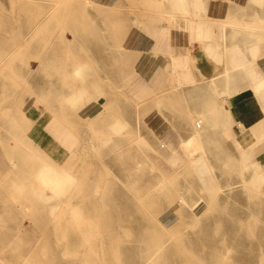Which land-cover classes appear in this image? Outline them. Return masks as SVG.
I'll return each instance as SVG.
<instances>
[{"label": "rangeland", "instance_id": "1", "mask_svg": "<svg viewBox=\"0 0 264 264\" xmlns=\"http://www.w3.org/2000/svg\"><path fill=\"white\" fill-rule=\"evenodd\" d=\"M92 1L96 4L94 9L100 10L99 13L105 20H102L104 28H97V36L103 38V34L109 30L107 38L115 42L112 47L115 65L120 52L116 35L110 32V26L115 19L116 10L105 2ZM49 12L53 14L51 19ZM86 16L81 0H0V55L5 53L4 50L15 51L12 52L13 58H17H12L14 63L22 60L21 63L25 64L23 66H27L38 62L40 72L42 71L46 81L53 83L52 86H59V81L66 84L63 85L66 93L55 92L52 97L46 92L37 95L18 76H15L14 82L8 80L9 77L14 79V75L7 68L9 77L4 81L7 98L0 95V109L9 108L6 110L19 123L22 141L27 146L35 147L32 150L38 151V147H32L34 144L31 142H41L55 160L65 161L64 165L67 164L70 169L67 174L71 176V180L61 178L60 187L53 190H59L60 195H51V189L38 181L39 170L48 171L47 168L36 157H28L27 151L21 146L24 153L21 159L31 163L25 168V172H20L18 165L13 163L15 158L11 160L3 146L0 135V264H119L118 250L122 241L131 237V229L127 223L119 222L115 208L104 203L109 190L108 174L111 169L117 171L132 192L130 208L133 215L136 212L139 216L137 248L148 255L162 238L173 237L171 252L161 251V255L159 252L153 261L155 264H241L236 260L235 253L225 249L230 246L228 242L235 234H239L236 237L244 240L250 238V235L254 236L259 225L255 214L251 212L242 217L232 210L234 206L226 199L205 191L197 198L202 203L198 207L202 211L200 215L204 210L210 209L205 214L210 216V235L207 236L203 228L204 222L197 220L193 213L186 212L180 201L182 193L188 194L191 204L196 200L180 180V177L190 175V169L184 164L171 171L170 166L162 159L164 151L154 154L152 150L136 145V133L130 124L125 126L126 129L120 135L111 130L110 121L123 122V101L129 102L133 107L137 101L136 106L140 108H135L148 128V114L154 107V101L148 100L146 86H141L137 80H128L124 75L120 90L114 89L90 66L82 47H77L74 43L71 27L74 23L84 22L85 25L80 23L81 27L89 29L90 20ZM45 17L49 20L41 29L44 30H38L30 43L24 41L18 26L20 18H27L32 25ZM44 38L45 41L40 42ZM73 63L84 65V70L78 76V83L71 82L70 69ZM92 76L97 78L96 87L107 91L108 100L101 106H93L94 97L88 84ZM71 86L75 87L73 95L84 91L76 105H70L67 100V91ZM46 102L49 105L54 103L56 110L50 111ZM4 111L1 109L0 113ZM4 115V119L0 118L6 123L9 115ZM6 124L9 126V122ZM106 133L110 136L107 145L103 142ZM110 150L115 158L110 157ZM134 157L136 160L139 158V163L131 162ZM181 171L183 173L179 174ZM231 171H234L233 166ZM171 186L176 187L179 192L178 202L167 209L163 201L164 194ZM41 193L46 195L42 196ZM244 196L246 200L253 201L254 208H264V198L261 195L248 189L244 191ZM52 207L58 210L52 213ZM231 220L237 224L233 228L230 227ZM257 256L260 258L257 264H264V252L261 251ZM19 257L24 258L22 263L19 262Z\"/></svg>", "mask_w": 264, "mask_h": 264}, {"label": "crops", "instance_id": "2", "mask_svg": "<svg viewBox=\"0 0 264 264\" xmlns=\"http://www.w3.org/2000/svg\"><path fill=\"white\" fill-rule=\"evenodd\" d=\"M99 1L116 10L110 26L120 52L116 72L146 86L154 101L147 126L163 142L171 171L190 169L188 147L223 181L255 168L264 176V0H183L179 26L169 19L167 0ZM88 84L93 106L103 105L106 89L96 87L95 76ZM178 195L173 186L164 194L167 209Z\"/></svg>", "mask_w": 264, "mask_h": 264}, {"label": "bare ground", "instance_id": "3", "mask_svg": "<svg viewBox=\"0 0 264 264\" xmlns=\"http://www.w3.org/2000/svg\"><path fill=\"white\" fill-rule=\"evenodd\" d=\"M81 1H82V9L87 15L86 18L87 19L89 18V20H90V26L87 25L90 28L84 30L83 29L84 27H81V25H80L81 22H79V24L73 22L74 24L71 27H72V36H73L74 43L77 47H82L84 55L87 58L86 61H88L90 66L98 73V75L102 79L107 81V83L112 88L119 89L123 85V78L118 74L119 72L118 73L116 72L115 65H114V56L112 54V47H113V44L115 42H114V40H112V41L108 40V38H107L108 35L106 33L109 30L106 33L104 32L105 34L100 32L101 35L102 34L104 35L103 38H100L97 36V34H99L96 31V30H98L97 28H104L103 27V23H104L103 21H105V20L102 19V17H104V16L101 14V12L99 13L100 10L98 11V9L97 10L94 9V6H96V4L92 0H81ZM159 1L161 3L164 2V0H159ZM167 1H168V7L171 8V10H172L171 12L168 13L169 19H170V21H174L179 26V21L175 20V18H176L175 16H178V14H180V12H184V13L186 12L184 1L183 0H167ZM161 9H162V11L160 13H161V15H163L164 10H163V8H161ZM49 13L51 14L52 12H49ZM50 14L48 15L49 18H50V16L53 15V14H51V15ZM47 17H45L44 19L41 18L42 19L41 21L38 20L36 22H33L32 25L28 23L27 18L26 19L20 18L18 26H19V30H20L21 36L23 37L24 41H26L27 43L28 42L30 43L33 40L35 34H37L38 30H40V31L44 30V29L43 30H41V29L43 28L44 25H46L47 21L49 20ZM58 18H60V17H58ZM54 19L55 18H53V20ZM29 20L32 21L31 19H29ZM76 21H78V20H76ZM57 22L59 23V21H57ZM52 23H54V22H52ZM60 24H62V22ZM83 24H84V22H83ZM106 24H105V26H106ZM54 25H59V24L54 23ZM71 27H69V28H71ZM53 31L55 32V30H53ZM47 32L49 33L48 29H47ZM52 32H51V34H52ZM59 32H60V30H59ZM96 32H97V34H96ZM44 33H46V32H44ZM42 37H43V35H42ZM47 37H48V35H47ZM57 39L59 40V38H57ZM47 40H46V43H49ZM49 40H50V38H49ZM44 41H45V38H44V40H42L40 42H44ZM44 45H45V43H44ZM71 46H72V43H71ZM51 47H52V45H51ZM42 49H43V47H42ZM47 49H48V46H47ZM0 51H2V50H0ZM3 52H5V53L0 55V95L1 96H4L7 92V90L4 87V81L6 79H8V77H9L8 76L9 72H7V70H6L7 68L10 70L11 74L14 75V79H13V77L12 78L9 77L10 79H8V80L14 82L15 78H16L15 76H18L21 80H24L28 83V85L30 86V88L34 94L40 95L42 92H46L49 94L50 97H52L55 92L66 93L65 90L63 89V85L64 86L66 85L64 82L59 81V84H58L59 86L56 87L57 84L54 83L55 85L52 86L51 85V84H53L52 82L46 81V79L44 78V75L41 73L42 71L40 72L41 69H39V65H37L38 62L37 63L32 62L30 65L23 66L25 64L21 63L22 60L21 61L19 60L20 61L19 63L18 62L14 63V60H16L17 58H13L14 55H12V54H14V53H12V52H15V51L4 50ZM38 57H39V55H37V58ZM12 58L14 59L13 61H12ZM75 58H76V56H75ZM76 60H74L73 62L75 63ZM74 63L70 69L71 70L70 71L71 82L78 83L80 81V80H78V76L81 74L84 65H76V64L74 65ZM71 64H72V62H71ZM79 64H80V62H79ZM87 66L88 65H86V67ZM18 77H17V79H18ZM20 79H19V81H20ZM75 87H78V86H76V84H75ZM71 88H72V90L74 89L72 86H71ZM71 88L68 89V91H67V94L69 95L67 97V100H68L70 105L71 104L76 105L78 100H80V98H81L80 96H83L84 91L81 90L82 92L74 93V95H73L72 93L75 92V89L73 91H71ZM5 97L7 98V95H5L4 98ZM58 99H59V97H58ZM60 99H61V96H60ZM39 100L43 101L41 99H39ZM1 101L2 100L0 99V105H1ZM5 101H6V99H5ZM60 101L63 103L62 100H60ZM60 101H58V102H60ZM53 102H54V100H53ZM56 102H57V100H56ZM135 102L137 104V101H135ZM38 103H40V102H38ZM46 103H48V102H46ZM64 103H66V102H64ZM53 104L49 105V103H48L50 111L56 110V107ZM136 104H135V106H136ZM155 105L157 106L159 111L162 113L163 109H164L163 101L162 100L156 101ZM81 106H83V105H81ZM135 106L133 107L132 104H129V102L123 101L121 103V114H122L121 118H122L123 122H117V120L110 121L109 125H110L111 130L116 135H120L123 132L125 126L127 124H130L133 128V131L136 133V138H135L136 145L141 146L143 148H146L148 150L156 151V152L157 151H163V148H164L163 142L152 137L151 131L145 126L144 120L142 119L141 114L136 110ZM59 107L60 106H58V109H59ZM1 109L4 111V110L9 109V108L6 107V109H4V107H1ZM4 112L2 114L0 113V115H1L0 117L3 118L5 116L4 114L9 115L8 116L9 119H7V121H6V123L9 122V126H7V124L4 122V120L2 121V119L0 118V135L2 136L3 146L6 148V151L9 155V157L11 158V160L15 158L13 163H16L18 165V170L20 172L26 171L25 168L31 162L30 161H24L21 159V157H23L22 154H24L23 151L21 150V148L23 147L27 151L28 154H26V155L28 157H31V156L36 157L38 162L40 164L44 165L48 170V171L39 170L38 181L40 182V184H42L44 187L50 188L51 189V195H60L59 190H57V191H53V190L58 189L60 187V179L61 178H63V180H65V179L71 180V176L67 174L68 171H70L69 166L67 164L64 165L65 161L58 162L57 160H55L50 155V153H48L45 146L43 144H41L39 141L31 142L34 144L32 147H34V146L38 147V151L37 150L33 151L35 147L31 148V146L29 147L26 145V142L22 141L23 138H22V133H21V128L19 126V123H17L16 121H14L13 118L10 117V112L8 110H6L5 113ZM54 116H55V114H54ZM56 116H58V115H56ZM184 118L186 119V117H184ZM62 120H64V119H62ZM186 120L188 122L189 119H186ZM180 122H182V121H180ZM22 127H24V126H22ZM190 131L191 130L189 129V132ZM124 133H123V135H124ZM106 134H105L106 135L105 137L103 136L104 137L103 142L105 145H107L109 140H110V136L108 135V133H106ZM195 135H196V132H193V131L189 134L185 133V135H184L185 147L188 146V144L186 143V140L189 142L190 139L195 138ZM23 137H26V136H23ZM123 139H124V137H123ZM28 144H29V142H28ZM115 145H117V144H115ZM187 150L191 156L190 162L192 164L190 166V175L187 177H185V176L180 177V180L183 183H185L186 189L191 192L190 194H192V196H194L196 198V200H194V202L191 204L188 194L182 193L180 196V201H181L182 205L185 207L184 208L185 211L193 213L197 220H201L202 222H204L203 228H204L207 236L210 235V231H209L210 216H205V214H206V212L210 211V209L204 210L203 213L200 215V212H202V211L198 207L200 205L199 203H200L201 199L197 198V197H199V194L205 193V191H209L211 193H214L215 195L219 196L220 199H226L228 201V203H230L232 206H234V208L232 210L234 212L236 211V212L240 213V215L242 217H244L248 214H251V212L254 213L256 220L259 222L258 231L256 233H254V236L250 235V238L245 239V240L242 238H237L239 236V234H235L233 236V239L228 242V244L230 246H227V248L225 250L227 252L235 253L236 254L235 255L236 260H238L241 264H257V260L260 259L257 255L261 251L264 252V208H262V209L254 208L252 205L253 201L252 200H246V198L244 196V191L250 189L255 194L261 195L264 198V176H262L259 173V170L255 168V169H251L248 173H245V171L242 170L241 175L238 176V178L232 182L223 181L219 178L217 171L215 170L214 166L198 164L197 162L199 159L196 158L194 153H193L195 150L188 148V147H187ZM109 154H110L111 158H115V155L112 154V150H110ZM198 155H200V154H198ZM171 156H172V152L169 151L168 157H171ZM16 159L19 161H16ZM119 170H120V168H119ZM120 174H121V172H120ZM108 175H110L109 176L110 182H109V187H108L109 190H108V193L106 195L107 198L105 199L104 203L106 202L108 205L115 208L119 222L120 223H127V226L131 229L130 230L131 231V234H130L131 237L128 239H124L121 243L119 250H118V252L120 253V256L118 257V260H120L119 264H153V263L155 264V262H153V261L157 258L159 252H160V255H161V251L167 252V253L171 252V245L173 243L172 242L173 237L169 236L167 238H162V240L159 241L160 242L159 245L156 246L155 249H154L155 245L153 246V250L151 249L152 251L150 252V254H148V255L143 254L144 250H140L137 248V245L139 243V241H138V236H139V220H138V218H139V216H138V214H136V212L133 215L132 209L130 208L132 192H130L128 190L129 185H127V183L124 181V179L114 169L109 170ZM62 182H64V181H62ZM158 186H159V184H158ZM41 195L44 196L46 194L41 193ZM135 196H136V194H135ZM56 210H58V208H55V207L51 208L52 213H55ZM231 221L232 222L230 224V227L233 228L237 224L233 223V220H231ZM160 238H161V236H160ZM23 260H24V258L19 257L20 263H22Z\"/></svg>", "mask_w": 264, "mask_h": 264}]
</instances>
